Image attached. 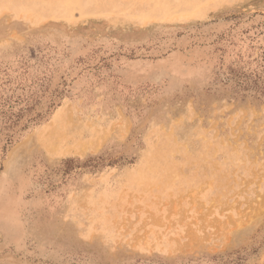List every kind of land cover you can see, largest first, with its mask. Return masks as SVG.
Returning <instances> with one entry per match:
<instances>
[{"label": "rangeland", "instance_id": "rangeland-1", "mask_svg": "<svg viewBox=\"0 0 264 264\" xmlns=\"http://www.w3.org/2000/svg\"><path fill=\"white\" fill-rule=\"evenodd\" d=\"M0 264H264V0H0Z\"/></svg>", "mask_w": 264, "mask_h": 264}]
</instances>
